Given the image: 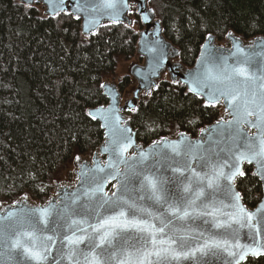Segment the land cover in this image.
I'll use <instances>...</instances> for the list:
<instances>
[{"label":"snow or ice","instance_id":"6c2138e0","mask_svg":"<svg viewBox=\"0 0 264 264\" xmlns=\"http://www.w3.org/2000/svg\"><path fill=\"white\" fill-rule=\"evenodd\" d=\"M121 6L127 7L126 0H102L92 10L110 9L118 22ZM80 7L87 11V0ZM238 52L229 64L228 57L206 45L200 68L186 81L188 91L208 106L223 99L231 110L233 119L218 121L211 130L217 138L209 136L205 147L202 141L186 143L182 134L129 159L131 130L109 126L103 150L110 153L111 171L94 161L96 167L87 170L92 177L81 172L94 186L71 193L58 210L50 201L0 217V243L13 264H241L249 255L264 256V203L248 211L235 188L237 177L245 174L244 163L254 164L253 175L264 181V73L251 71L253 55L242 48ZM244 125L257 133L249 136ZM97 172L119 179L117 192L104 193ZM145 200L155 210L140 203ZM201 218H208L203 219L208 228L192 226ZM53 249L56 255L49 260Z\"/></svg>","mask_w":264,"mask_h":264},{"label":"trees","instance_id":"16d2710c","mask_svg":"<svg viewBox=\"0 0 264 264\" xmlns=\"http://www.w3.org/2000/svg\"><path fill=\"white\" fill-rule=\"evenodd\" d=\"M166 38L180 49V61L193 65L209 33L223 41L234 32L247 40L264 35V0H149ZM136 17V14H133ZM138 22L135 18L132 26ZM70 14L48 17L39 4L0 0V202L24 194L44 202L75 156H88L102 143L103 131L86 109L107 102L101 82L119 60L134 57L132 26L106 24L90 38ZM131 81L119 83L122 92ZM220 106H205L185 86L164 79L143 96L131 125L147 144L162 136L199 129L219 118ZM236 186L245 204L255 206L261 185L249 165ZM243 264H264L248 258Z\"/></svg>","mask_w":264,"mask_h":264},{"label":"water","instance_id":"95a60500","mask_svg":"<svg viewBox=\"0 0 264 264\" xmlns=\"http://www.w3.org/2000/svg\"><path fill=\"white\" fill-rule=\"evenodd\" d=\"M20 4L26 7H31L35 4H39L43 13L48 17H55L59 14H70L74 18L80 19V32L84 38H90L95 35L99 28L106 24H124L132 26L133 19L131 15L136 14L142 25L141 30L138 32L135 54L134 57L140 58L141 63L133 62L128 67V75L131 81V96L128 98L122 97V92L119 90V84L115 81L103 80L101 85L102 95L106 98L107 102L94 107L86 109V115L99 123L101 130L103 131L102 143L93 151L90 156H75L73 159L74 169V183L64 184L60 181L54 182L53 193L44 202H36L32 200L29 195L24 194L11 202H0V217L7 216L10 211H17L20 208H42L48 206L49 202H54L57 210L63 206V203L68 202V196L71 193L77 192L78 190L83 191L84 187L94 186L84 182V177L81 176V172L87 173V177H92L93 173L87 171L88 169H94L98 162L101 167H105L106 171L107 164L110 158V153L105 152L103 149L106 143L109 141V126L116 124L119 127H127L131 130L132 138L134 140L133 146L125 154L129 159L138 153V150L149 151L152 146L160 141H178L181 139V135L186 138L185 142L191 141L193 143L202 141L207 147L211 141L209 136L214 139L217 138L216 134L211 130L217 124L218 121L232 120L231 110L227 109L226 103L221 100L219 104L223 114L214 122L206 124L201 127L196 135L186 132L185 130H178L173 135L162 136L147 144H143L137 140L138 130L131 125L130 113L138 109L139 101L141 96H149L155 91L160 83L166 77L171 83L181 84L185 86L187 92L196 98L202 99L203 104L208 106L206 100L202 97H197L188 91L189 85L186 83L190 79V74L195 73L200 68V61L202 59V53L205 51V46L210 45L211 49L216 54H222L224 57H228V63L232 64L235 60L234 53L240 55L238 48H242L245 53L253 55V64L251 71L255 72L256 75L264 73V35L254 36L250 39H243L239 35L232 31L226 33L224 40L219 41L214 34H207L199 48L197 57L191 66H185L180 61V49L168 38H166L162 26L161 20L157 17L154 8L149 4V0H126L127 7H122L120 10L119 21H114L112 18V10L104 9L99 7L98 10H92L93 6L101 4L102 0H87L88 10H81L80 5L85 4V0H18ZM134 9V11H133ZM147 17V19H145ZM211 107V106H208ZM135 109V110H132ZM98 110H100L98 112ZM91 113V115H89ZM95 117V118H93ZM117 117L119 120L117 121ZM249 119H254L250 117ZM244 131L249 136H254L257 133V129L249 125H244ZM202 130H207L202 135ZM79 157V160H77ZM245 165H242L243 171ZM252 168V174L256 171L254 164L249 165ZM121 172L125 171L123 164L119 165ZM168 175H171L168 173ZM98 181L104 184V193L111 196L112 193L117 192L119 188V179H111L107 177L106 173H95ZM238 178V177H237ZM261 185V198L258 203L250 207L245 204L242 193L238 190L235 182L236 190L241 194V203L250 212H256L261 203H264V181H261L256 176ZM237 180V179H236ZM133 184L129 185L131 189ZM130 196L138 195L135 192H129ZM222 198V197H221ZM96 201H93L95 204ZM146 207H153L151 201H142ZM153 210L154 207H153ZM203 219H196L192 222L193 227H199L201 230L208 228V225L203 224ZM246 231V230H245ZM59 248V244L56 246ZM83 247V246H81ZM16 260H23V257L15 255ZM56 255V250L53 249L52 254L49 256V260L52 256ZM264 258V256L253 257L249 255L246 257L241 264L245 263L248 258ZM58 258V257H57ZM0 264H13V261L9 259L8 249L0 243Z\"/></svg>","mask_w":264,"mask_h":264},{"label":"rangeland","instance_id":"374dc122","mask_svg":"<svg viewBox=\"0 0 264 264\" xmlns=\"http://www.w3.org/2000/svg\"><path fill=\"white\" fill-rule=\"evenodd\" d=\"M133 11H134V9H133ZM133 14H134V12H133ZM133 14L131 15V17H132V19H133V22H134V20H135V18L137 17H134L133 16ZM135 30H136V32H137V34H138V32H139V30H141V27H142V25H141V23H140V21H139V18H138V22L136 23L135 22V24L132 26ZM133 62H139V63H141L142 62V60L140 59V58H136V57H133L132 59H130V60H119V63H118V65H117V68H116V70H115V74L112 76V77H109V78H105V80H108V81H115L116 83H120L121 81H122V79L124 78V77H129V75H128V67H129V65L131 64V63H133ZM166 77L167 76H165L164 77V79H166ZM129 79H130V77H129ZM132 85H129L125 90H123L122 91V97L124 98H129L130 96H131V91H130V87H131ZM143 98V96H141V99ZM141 99H140V101H141ZM140 101H139V103H140ZM137 111V110H136ZM136 111H134V112H136ZM134 112H131L130 113V116H131V114L132 113H134ZM223 114V112H222V109L220 108L219 109V117L221 116ZM88 156H90V155H88ZM73 160L69 163V165L67 166L68 168H63L62 169V172H61V174H59L58 176H60V178L61 179H58V180H56V181H60V182H62V183H64V184H73L74 183V181H75V179H74V176H73V174H74V169L75 168H73ZM53 187V188H52ZM51 188H52V193H53V189H54V184L51 186Z\"/></svg>","mask_w":264,"mask_h":264}]
</instances>
